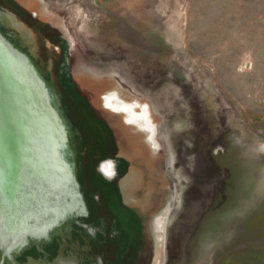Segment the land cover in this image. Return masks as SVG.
Segmentation results:
<instances>
[{
  "label": "rangeland",
  "instance_id": "1",
  "mask_svg": "<svg viewBox=\"0 0 264 264\" xmlns=\"http://www.w3.org/2000/svg\"><path fill=\"white\" fill-rule=\"evenodd\" d=\"M0 30L57 113L40 115L44 189L16 198L3 156L0 264H264V0H0ZM109 95L146 107L155 132ZM98 139L112 147L91 170Z\"/></svg>",
  "mask_w": 264,
  "mask_h": 264
},
{
  "label": "water",
  "instance_id": "2",
  "mask_svg": "<svg viewBox=\"0 0 264 264\" xmlns=\"http://www.w3.org/2000/svg\"><path fill=\"white\" fill-rule=\"evenodd\" d=\"M41 114L50 121L51 125L54 124L57 113L49 102L45 83L33 63L29 62V56L16 47L0 30V170L5 168L4 164L7 165L2 161L4 157L9 158L8 160L16 165L8 170L10 178L6 180L8 184L18 187L15 188V192L12 191L14 196H18L16 198L24 197L27 192L31 196L36 193L38 187L44 189L46 178L50 175L52 178L53 175L56 176L52 168L46 165L48 159L43 157L44 154H50V147L48 149V144L42 145L40 140L46 137L41 127ZM37 131L43 134H37ZM53 150H55L53 160L58 163V148ZM18 168L23 169L30 176L29 179L20 178ZM15 203L17 204L18 201ZM52 215L50 216L55 219V214ZM46 224L47 222L44 225ZM13 232L17 231L13 229ZM0 248L6 254V248L1 246Z\"/></svg>",
  "mask_w": 264,
  "mask_h": 264
},
{
  "label": "trees",
  "instance_id": "3",
  "mask_svg": "<svg viewBox=\"0 0 264 264\" xmlns=\"http://www.w3.org/2000/svg\"><path fill=\"white\" fill-rule=\"evenodd\" d=\"M1 1H3V0H1ZM18 3V2H17ZM18 5L20 6V4L18 3ZM16 8H17V12L19 13V14H21V15H23L24 14V18H27V19H29V20H31V23L34 25V26H37L41 31H43V32H45V38L46 39H50V40H57V36H55V35H53L52 34V32H48L47 31V29H48V24L46 25V24H41V21L39 20V18H34V17H31L30 16V14L26 11V9L25 8H19L18 9V6H15ZM103 137V136H102ZM97 142H98V144H97ZM97 142H95V144L92 146V144H91V142H87V144H88V149H89V154H90V161L88 162V169H94V165H95V163H96V161H97V154H95L96 153V151L97 150H99V149H101V148H99L100 146H99V144L100 145H102V147H104L107 151L108 150H110L111 149V147H112V143L110 144V140H108L107 142H105L104 143V139H103V141H101L100 139H98V141ZM97 148H96V147ZM110 146V147H109ZM104 149V150H105ZM103 150V149H102ZM94 171V170H93ZM96 177V176H95ZM104 188H105V186H104ZM106 189V188H105ZM107 191V190H106ZM106 191H105V195L107 194H109L110 192L111 193H113V189H112V187H108V192L106 193ZM115 201V200H114ZM100 208H101V206L100 205H98ZM94 217L96 218V220H97V217L100 215V211L99 210H97L96 209V205L94 206ZM108 209L112 212V210H113V212L114 213H117V214H122L123 213V209L122 208H119V205L118 204H113V205H111V206H108ZM101 210H102V208H101ZM103 211V210H102ZM139 233V232H138ZM140 242V240H139V236L138 235H136V237H135V240H134V245H136L137 243H139ZM99 246V248H101V246L103 247V246H106V247H108V245H107V243L105 242V243H103L102 245L100 244V245H98ZM120 248H122L121 246H120ZM134 249L136 248V246L135 247H133ZM115 253H119V252H121V250L118 248H116L115 250ZM137 253H134V255L133 256H135Z\"/></svg>",
  "mask_w": 264,
  "mask_h": 264
},
{
  "label": "bare ground",
  "instance_id": "4",
  "mask_svg": "<svg viewBox=\"0 0 264 264\" xmlns=\"http://www.w3.org/2000/svg\"><path fill=\"white\" fill-rule=\"evenodd\" d=\"M114 95H109V97H107V101H106V103L109 104L111 106V108H114L115 110L124 112L126 114L125 116L127 118H129L130 120H133L135 122L140 121L141 123L144 124V128H146L150 132V134L152 132L153 133L155 132L154 131L155 127L152 124L151 120L149 119V114H148V112L146 110V107L144 108L141 104H139V109H136L135 108V103H127V102H124V101L115 100V99H113V98H115ZM105 165H104V167H105ZM105 170H107V169H105ZM157 217L158 218H156V221H155L156 229H157V232H155V234H156L155 241H156V243L158 245L159 241L164 242L163 227L165 225H163V220H164L163 212L161 213L160 216H157ZM155 263L156 264H158V263L161 264L160 261L158 263H157V261H155Z\"/></svg>",
  "mask_w": 264,
  "mask_h": 264
},
{
  "label": "flooded vegetation",
  "instance_id": "5",
  "mask_svg": "<svg viewBox=\"0 0 264 264\" xmlns=\"http://www.w3.org/2000/svg\"><path fill=\"white\" fill-rule=\"evenodd\" d=\"M101 134V133H100ZM88 145V144H87ZM95 154H97V153H95ZM105 191H106V189L104 188V186L101 184V188H100V194L103 196V197H105V198H107L108 199V195L106 194L105 195ZM95 205H96V209L97 210H99L100 211V215L97 217V220L98 221H100L101 219H105V214L103 213V211L101 210V208L98 206L99 205V203H97L96 201H95ZM43 236H46V235H43ZM16 246H18V245H16Z\"/></svg>",
  "mask_w": 264,
  "mask_h": 264
}]
</instances>
